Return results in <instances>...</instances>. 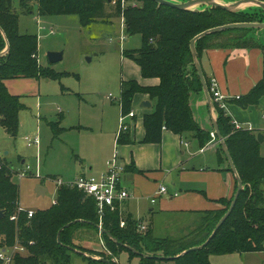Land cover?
Masks as SVG:
<instances>
[{"label": "trees", "instance_id": "1", "mask_svg": "<svg viewBox=\"0 0 264 264\" xmlns=\"http://www.w3.org/2000/svg\"><path fill=\"white\" fill-rule=\"evenodd\" d=\"M133 1L38 0V12L41 16L78 14L82 26L124 17L126 34H140L144 40L141 48L125 50L124 55L140 66L143 77H156L160 80L154 86H144L136 80H123L121 105L124 113L132 109L136 93L148 94L154 101V109L144 116L146 133L143 142H160L165 128L176 134L192 132L200 145L205 146L211 139V133L195 119L192 107L193 96H204V91L191 40L212 27L236 22L264 21V9L249 6L244 10L231 11L220 6H207L203 11H193L159 4L154 0H142L144 4L137 7L133 6ZM21 4L27 7V0H21ZM29 10L27 7V11ZM0 28V125L10 136L16 137L20 124L19 113L24 105L18 96L10 93L5 81L12 77L54 79L60 78L62 73L39 63L38 36L20 32L19 14L15 10L14 0H0ZM261 30L264 31L257 28L230 29L209 34L196 43L200 60L203 52L211 47H255L262 50V78L247 94L229 100V103L235 102L243 108L259 104L264 96V42L254 36L244 39L241 34L234 39L230 37L225 44L213 42L232 32L245 34L248 31ZM6 38L9 50L1 54L7 46ZM230 41L234 42L229 43ZM210 79L206 76L208 87ZM214 104L217 123L244 188L231 214L204 247L184 252L201 245L210 237L229 209L233 198L223 200L224 209L208 212L211 223L214 224L212 231L208 229V223L204 237L193 245H185L187 241H168L156 238L148 232L142 233L138 230L139 222L131 216L124 217L119 207L116 210L107 208L102 227L110 235L102 233L106 249L98 251L78 245L74 241L73 232L76 228L87 227L99 231L97 225L100 223L96 200L76 186L58 187L56 203L53 206L35 211L32 217H28L27 212H20L18 221L12 220L11 217L17 214L20 189L13 181L16 174L14 165L0 158V210L4 211L0 218V249L13 247L17 242L25 247L28 257L17 253L14 264H43V261L71 264L72 253H77L71 247L109 259L112 264H119L115 258L124 251L132 258L139 257L141 264H157L159 261L168 260L158 257L160 251L164 256H174L172 260L175 264H212L210 256L214 254L264 250V156L261 154L257 130L236 129L230 114ZM124 142H129L126 134L119 139V143ZM220 155L221 159L226 160L221 144ZM127 169L137 170L135 164ZM122 219L126 220L124 227L121 226ZM74 221L77 222L72 223ZM69 223L72 224L62 230L59 241L60 229ZM172 246L178 248L174 249ZM146 253L149 255L144 256ZM82 256L89 264H108L101 259ZM0 264H4L1 259Z\"/></svg>", "mask_w": 264, "mask_h": 264}, {"label": "crops", "instance_id": "2", "mask_svg": "<svg viewBox=\"0 0 264 264\" xmlns=\"http://www.w3.org/2000/svg\"><path fill=\"white\" fill-rule=\"evenodd\" d=\"M123 24L124 21H121L122 28ZM51 29L54 30L53 33ZM48 30L51 34L56 32L53 27ZM222 40L219 38L213 43L221 44ZM124 59L138 67L140 76L134 72L130 78H122L121 82L136 80L144 86L159 84V78L143 77L140 66L134 60L125 55ZM200 62L205 76L216 79L220 90L229 97L230 101L237 96L247 94L263 76V53L260 48L211 47L203 52ZM39 63L41 64L40 60ZM76 93L81 96L80 92ZM109 97L112 98V95ZM145 100L151 103L150 107L142 106ZM132 104L140 106L141 110L136 111L133 108L130 110L136 115L127 118L131 127L123 133L126 134L129 142L119 143L120 128L117 124L121 122L122 115L119 120L115 117L117 124L114 128L106 131L102 127L101 134L91 137L93 145L98 146L96 152L99 158L90 156L87 164H84L83 159L78 156L79 159L76 161L78 173L73 180L81 175L101 176L107 171L109 162L118 151L120 163L125 164L126 168L135 164L137 168L136 171L127 169L122 175L121 183L130 190L132 196L121 204V214L124 217L131 216L139 223H143L147 230L142 233L148 232L159 239L169 238L173 241L200 239L201 234L205 233L206 221L211 218L208 212L224 209L223 200L233 198L237 186L236 174L227 158L221 159L218 138L213 141L211 138L205 146H201L192 133L176 134L164 128L160 142H143L146 133L144 116L153 111L154 101L148 94L136 93ZM120 106L123 110L121 104ZM192 107L195 119L200 125L210 133L215 131V115H212L206 96L194 95ZM228 113L233 120L251 125L257 133L264 135V96L259 104L251 105L249 108H243L232 102L229 104ZM80 127L87 126L79 124L69 129L76 130ZM60 129L68 130V127L60 125ZM35 135L40 138L38 134ZM40 144L41 139L38 145L33 146L38 148ZM260 150L264 156V142L261 143ZM37 159L39 160L38 157ZM20 163L23 164L25 161L22 160ZM19 168L14 165L16 171ZM57 178L59 177L56 176L55 179ZM161 186H166L167 192L157 195ZM153 197H156L155 202H152ZM76 233L74 239L76 244L98 251L105 249L104 238L97 229L81 227ZM159 253L163 255L161 251L158 252L160 256ZM76 255L80 256L82 264H89L82 255L78 253ZM128 255L130 256L129 253ZM135 258L140 260L139 257ZM116 260L119 263V257ZM167 261L162 260L157 264H165L168 263ZM210 261L212 264H264V250L214 254L210 256Z\"/></svg>", "mask_w": 264, "mask_h": 264}, {"label": "rangeland", "instance_id": "3", "mask_svg": "<svg viewBox=\"0 0 264 264\" xmlns=\"http://www.w3.org/2000/svg\"><path fill=\"white\" fill-rule=\"evenodd\" d=\"M27 3L29 11L27 7L22 6L21 0H14L15 10L19 14V30L21 33L38 36V57L41 65L62 73V76L54 79L12 77L6 80L8 90L19 97L24 108L19 113L20 124L16 137L10 136L0 125V158L17 165L19 169L31 166L33 175L20 177L16 174L13 181L20 189L21 206L25 210L37 211L50 208L57 199L56 176L64 181L73 180L78 173L76 161L79 157L83 159L84 164H87L90 156L99 158L96 152L98 146L93 145L91 137L101 134L102 127L106 131L114 128L117 124L115 117L119 120L123 115L120 106L121 80L130 78L134 72L140 76L138 67L124 59V51L141 48L144 40L140 34H126L124 27H121L124 17L96 21L85 27L82 26L78 14L41 16L38 12V0H27ZM143 4L142 0L133 1V6L141 7ZM207 6L204 4L194 9L203 11ZM50 27L55 28L54 34L49 33ZM240 34L244 39L254 36L264 42V31L261 30L248 31L245 34L232 32L221 37L222 43L225 44L230 37L234 39ZM232 42L234 41L229 43ZM50 51L62 52L63 59L51 64L48 60ZM76 92H80L81 96ZM109 95H112V98ZM131 108L141 110L140 106L133 104ZM126 121L129 122L128 119ZM120 123L119 121L117 124L119 128ZM79 124H85L87 127L69 129ZM60 125L67 126L68 130L61 131ZM35 134L41 139L38 148L28 146L25 140L26 136ZM22 160L25 163L21 164ZM87 167L89 169L88 165ZM38 186L44 188L45 192L39 194ZM211 220L210 218L206 221L209 223L210 232L214 226ZM77 229L73 232L74 239ZM204 232L206 233V230ZM205 233L201 234V238ZM161 239L173 241L169 238ZM200 239L189 240L185 245H193ZM177 246L172 248H178ZM23 254L26 257L29 255L27 251ZM79 257L72 253L71 264H82ZM167 262L165 264H174L171 260ZM44 263L52 264L51 261H43ZM119 264L141 262L135 257L131 259L128 252L124 251L119 255Z\"/></svg>", "mask_w": 264, "mask_h": 264}, {"label": "built area", "instance_id": "4", "mask_svg": "<svg viewBox=\"0 0 264 264\" xmlns=\"http://www.w3.org/2000/svg\"><path fill=\"white\" fill-rule=\"evenodd\" d=\"M123 26L125 28V24H123ZM53 32L54 30L51 29V33ZM209 90H210L213 102L216 103L221 109H224L228 113L229 104H230L229 97L222 93L216 79L214 78L210 79ZM237 97L239 98V96ZM135 115L136 114L134 111H130L122 115L121 127L118 133V140L121 138L122 134L127 132L131 127V125L126 121L127 118L134 117ZM232 122L235 125V128L238 130H241V129L254 130V128L251 125H246L237 120H232ZM211 138H212V141L217 140V134L215 131L211 132ZM26 140L29 146L38 145L40 143V138L37 135L27 136ZM119 158H120L119 153L118 151H116L114 154V157L109 162L107 171L99 177L81 175L75 180L70 181V182H65L60 178L55 179L57 187H60L62 185L76 186L77 188L82 190L85 194L93 197L96 200L97 205H98L99 217H100L99 225L101 227H102V219H103L106 209L110 208L111 210H116L118 207L120 208L121 204L125 200L129 199L132 196V193L130 192V190L124 187L121 183L122 175L126 171V165L120 163ZM32 173H33V170L30 165H27L23 167L22 169H19L16 171V174H18L20 177H26V176L31 175ZM166 192H167V187L161 186L159 191L156 194L158 195V194H163ZM155 201H156V197H153L152 202H155ZM55 203H56V200H54V204ZM20 212H27L28 217H32L35 213L34 210H25L21 206L20 201H19L17 214L13 215L11 219L18 221V218H19L18 213ZM125 225H126V220L122 219L121 226L124 227ZM138 230L140 232H145L147 230V227L143 225V223H139ZM99 232L102 234L100 230ZM105 249H106V246H105ZM25 251H26L25 247L20 245L19 242H17L13 247L1 248L0 249V259L5 263L10 264L14 261L15 255L17 253H23ZM115 261H117L116 258H115Z\"/></svg>", "mask_w": 264, "mask_h": 264}, {"label": "water", "instance_id": "5", "mask_svg": "<svg viewBox=\"0 0 264 264\" xmlns=\"http://www.w3.org/2000/svg\"><path fill=\"white\" fill-rule=\"evenodd\" d=\"M156 2H158L159 4H164V5H169L178 9H190L193 11H197L194 8L199 7L202 4H207L208 6H220L222 8H225L227 10H231V11H238V10H244L249 6H258L261 7L262 9H264V1H260V0H233V1H225V0H187L184 2H175L173 0H154ZM247 6V7H246ZM236 28H257V29H264V21H258V22H236V23H228V24H224V25H220V26H216V27H212L209 28L201 33H199L198 35H196L192 40H191V48H192V52H193V56H194V60H195V64L196 67L198 69V73L203 85V91H204V95L207 98V101L211 107V111H212V115L214 117V128H215V132L217 134V138L220 142V144L223 147L225 156L227 158V161L230 165V167L232 168V170L234 171V173L236 174V178H237V189L235 191L233 200L231 202V205L229 207V209L227 210V212L223 215V217L219 220L218 224L216 225L215 229L213 230V232L211 233L210 237L201 245H197L194 247H191L187 250H185L184 252H187L189 250H194V249H199L204 247L206 244L209 243V241L214 237V235L217 233L218 229L222 226V224L225 222V220L228 218V216L231 214V212L233 211L237 200L239 198V195L242 191V189L244 188V183L241 179V177L239 176V173L237 171V168L235 166V163L233 161V158L231 156V153L226 145L225 142V138L223 137V135L221 134L219 125L217 123V112H216V108H215V104L213 102L208 84H207V80H206V76L204 74L198 53H197V48H196V43L199 39L209 35V34H213L216 32H221V31H225V30H230V29H236ZM1 29V28H0ZM4 33V32H3ZM7 40V38H6ZM9 50V42L7 40V46L6 48L2 51L1 54L6 53ZM63 59V53L62 52H58V51H50L48 53V60L50 63H57L60 60ZM142 106L144 107H150L151 103L148 100H145L142 103ZM258 141L260 143L264 142V135L262 133H258L257 135ZM37 192L39 194L45 192V189L42 188L41 186L37 187ZM4 215V211L0 210V218ZM82 221V220H79ZM77 221H74L72 223H75ZM72 223H69L67 225H65L64 227H62L58 233V240L60 241V235L62 230H64L66 227L70 226ZM97 228L102 232V233H106L109 234L106 230L103 229V227H101L100 225H97ZM110 235V234H109ZM75 252L84 255V256H88L91 258H95V259H101L102 261H104L105 263L108 264H112L111 261L109 259H105L102 257H95L93 255H89L87 252H83L79 249L73 248L71 247ZM132 250L135 251V249L132 248ZM137 252V251H136ZM183 252V253H184ZM182 253V254H183ZM144 256H148L146 254H143ZM160 258H165L168 260H172L174 258V256H158Z\"/></svg>", "mask_w": 264, "mask_h": 264}]
</instances>
